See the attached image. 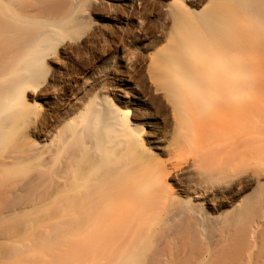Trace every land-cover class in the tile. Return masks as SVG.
Listing matches in <instances>:
<instances>
[{
	"label": "bare ground",
	"instance_id": "bare-ground-1",
	"mask_svg": "<svg viewBox=\"0 0 264 264\" xmlns=\"http://www.w3.org/2000/svg\"><path fill=\"white\" fill-rule=\"evenodd\" d=\"M37 226L0 260L69 228L118 264H264V0H0V233Z\"/></svg>",
	"mask_w": 264,
	"mask_h": 264
},
{
	"label": "rangeland",
	"instance_id": "rangeland-1",
	"mask_svg": "<svg viewBox=\"0 0 264 264\" xmlns=\"http://www.w3.org/2000/svg\"><path fill=\"white\" fill-rule=\"evenodd\" d=\"M245 221V220H244ZM248 221V220H247ZM10 229V230H9ZM0 234H4L6 231L7 233H12L13 235H10V237L5 236L2 238L0 237V252L2 253V250H12L14 248L20 250L26 251V254H31V251H33V248L35 247V244L33 245L30 240L28 234H34V233H41L44 235L51 234V231L49 228L43 227V226H37V227H31L27 230H24L22 232H18L14 234L13 230L11 228L1 229ZM15 231V230H14ZM29 232V233H28ZM49 232V233H48ZM9 233V234H10ZM78 230H73L69 228H64L61 231V236H63L65 239H62L59 241L61 245H58L55 247V250L49 249L48 247H38L34 250H37V253L39 254V258L36 259V257L29 256L27 262L25 264H118V262L113 261H106L105 259H99L97 257L91 256V253L89 251V245L87 238ZM8 234V235H9ZM24 234V235H23ZM6 238V239H5ZM252 248L249 249V253L244 256L241 260L234 261L233 264H255V258H256V251L260 247L259 242L254 245V243H251ZM38 245V244H37ZM156 248H158L157 244H153L148 246V250L150 252H153ZM34 252V251H33ZM258 252V251H257ZM54 253V254H52ZM53 256V257H52ZM27 258V257H26ZM97 258V259H96ZM3 260H0V264H18L19 261L17 258H2ZM153 259V258H152ZM151 258H141L137 259L134 262H131L130 264H182L180 261H162V262H154ZM225 259V258H224ZM222 259V260H224ZM231 259V258H230ZM207 260V259H206ZM206 260H198L195 262H191V264H209L212 261L210 259ZM210 260V261H209ZM228 261H218V264H232L229 259ZM233 261V259H231ZM158 261V260H155ZM222 262V263H221ZM188 264V263H187Z\"/></svg>",
	"mask_w": 264,
	"mask_h": 264
}]
</instances>
